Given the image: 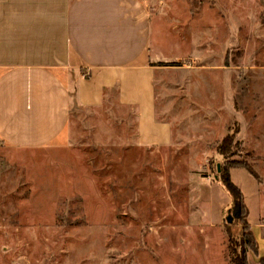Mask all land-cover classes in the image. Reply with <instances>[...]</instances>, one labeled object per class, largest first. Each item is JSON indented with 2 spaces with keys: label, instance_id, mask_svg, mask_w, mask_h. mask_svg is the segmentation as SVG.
<instances>
[{
  "label": "rangeland",
  "instance_id": "374dc122",
  "mask_svg": "<svg viewBox=\"0 0 264 264\" xmlns=\"http://www.w3.org/2000/svg\"><path fill=\"white\" fill-rule=\"evenodd\" d=\"M137 1L152 112L113 87L62 144L0 141V264H231L264 238V0Z\"/></svg>",
  "mask_w": 264,
  "mask_h": 264
},
{
  "label": "crops",
  "instance_id": "0c3cea01",
  "mask_svg": "<svg viewBox=\"0 0 264 264\" xmlns=\"http://www.w3.org/2000/svg\"><path fill=\"white\" fill-rule=\"evenodd\" d=\"M149 30L137 0H0V141L62 144L71 111L113 87L142 120L154 105Z\"/></svg>",
  "mask_w": 264,
  "mask_h": 264
},
{
  "label": "trees",
  "instance_id": "16d2710c",
  "mask_svg": "<svg viewBox=\"0 0 264 264\" xmlns=\"http://www.w3.org/2000/svg\"><path fill=\"white\" fill-rule=\"evenodd\" d=\"M259 244L252 232L244 227L239 234L238 241L234 246L229 247V259L231 264H248L245 258L247 252L258 253ZM239 253V256H238ZM241 256V257H240ZM259 264H264V256Z\"/></svg>",
  "mask_w": 264,
  "mask_h": 264
},
{
  "label": "water",
  "instance_id": "95a60500",
  "mask_svg": "<svg viewBox=\"0 0 264 264\" xmlns=\"http://www.w3.org/2000/svg\"><path fill=\"white\" fill-rule=\"evenodd\" d=\"M235 209H236L237 211L234 213V217H235V218H238L239 215H240V209L237 208V207H235Z\"/></svg>",
  "mask_w": 264,
  "mask_h": 264
}]
</instances>
